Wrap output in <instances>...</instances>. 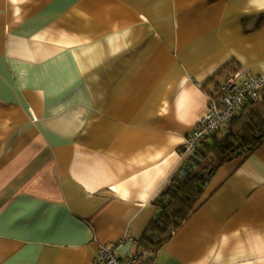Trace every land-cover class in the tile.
Masks as SVG:
<instances>
[{"label": "crops", "instance_id": "obj_1", "mask_svg": "<svg viewBox=\"0 0 264 264\" xmlns=\"http://www.w3.org/2000/svg\"><path fill=\"white\" fill-rule=\"evenodd\" d=\"M230 67L264 73V0H0V264L138 252ZM150 262L264 264V139Z\"/></svg>", "mask_w": 264, "mask_h": 264}, {"label": "trees", "instance_id": "obj_2", "mask_svg": "<svg viewBox=\"0 0 264 264\" xmlns=\"http://www.w3.org/2000/svg\"><path fill=\"white\" fill-rule=\"evenodd\" d=\"M260 101H264V92ZM233 117L227 126L239 118ZM210 137V143H205L206 138L196 149L199 163L191 168L187 164L189 159H186L153 202L157 213L137 242L138 251H147L149 261L152 254L194 213L215 171L227 161L250 154L262 142L264 113L250 107L236 129L231 127ZM204 143L206 147H202Z\"/></svg>", "mask_w": 264, "mask_h": 264}, {"label": "built area", "instance_id": "obj_3", "mask_svg": "<svg viewBox=\"0 0 264 264\" xmlns=\"http://www.w3.org/2000/svg\"><path fill=\"white\" fill-rule=\"evenodd\" d=\"M264 92V73H254L246 67H230L209 92L206 111L182 145L185 157L192 155L209 135L221 130L243 106L258 102ZM118 245H98L93 264H151L147 251L119 255Z\"/></svg>", "mask_w": 264, "mask_h": 264}, {"label": "water", "instance_id": "obj_4", "mask_svg": "<svg viewBox=\"0 0 264 264\" xmlns=\"http://www.w3.org/2000/svg\"><path fill=\"white\" fill-rule=\"evenodd\" d=\"M197 152L195 151L192 155L189 156V160L187 161V164L189 167L193 168L194 163H199V159L197 157ZM211 172V169L208 171V173Z\"/></svg>", "mask_w": 264, "mask_h": 264}, {"label": "rangeland", "instance_id": "obj_5", "mask_svg": "<svg viewBox=\"0 0 264 264\" xmlns=\"http://www.w3.org/2000/svg\"><path fill=\"white\" fill-rule=\"evenodd\" d=\"M261 97H262V95H261ZM261 97H260V99H261ZM254 107H255L258 111L264 113V101H258V102H256V103L254 104ZM238 123H239V121H237V124L233 126L234 129H236Z\"/></svg>", "mask_w": 264, "mask_h": 264}]
</instances>
